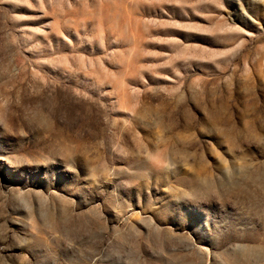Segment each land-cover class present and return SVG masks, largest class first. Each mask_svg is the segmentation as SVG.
<instances>
[{"label":"rangeland","instance_id":"obj_1","mask_svg":"<svg viewBox=\"0 0 264 264\" xmlns=\"http://www.w3.org/2000/svg\"><path fill=\"white\" fill-rule=\"evenodd\" d=\"M0 264H264V0H0Z\"/></svg>","mask_w":264,"mask_h":264}]
</instances>
